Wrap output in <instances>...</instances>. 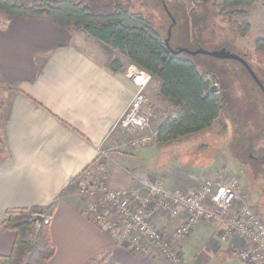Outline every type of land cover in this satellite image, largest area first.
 I'll list each match as a JSON object with an SVG mask.
<instances>
[{"label":"crops","instance_id":"0c3cea01","mask_svg":"<svg viewBox=\"0 0 264 264\" xmlns=\"http://www.w3.org/2000/svg\"><path fill=\"white\" fill-rule=\"evenodd\" d=\"M108 49L117 50L84 29L64 28L46 17L0 15V255L10 254L17 240V232L5 225L9 209L55 202L47 222L55 254L48 264H171L134 253L83 213L87 199L76 179L101 146L110 153L104 163L112 188L135 187L142 177L185 190L200 185L189 169L150 166L159 140L134 148L127 143L130 131L113 129L136 86L123 61L111 66L117 58ZM160 83L148 86L149 102L155 111L165 104L172 114ZM205 223L211 226L199 227L188 246L212 232L214 223Z\"/></svg>","mask_w":264,"mask_h":264},{"label":"rangeland","instance_id":"374dc122","mask_svg":"<svg viewBox=\"0 0 264 264\" xmlns=\"http://www.w3.org/2000/svg\"><path fill=\"white\" fill-rule=\"evenodd\" d=\"M85 1L89 5L94 3L93 0ZM223 2L224 0H101L104 5L116 7L123 3L133 11L143 12L164 39L168 37V29L172 24L168 8L177 19L170 38V44L174 48H226L244 57L264 83V52L255 48L257 37H264V0L254 1L252 5L243 8L244 14L234 15L233 18L227 14L230 9L221 12L219 7H222ZM245 20L251 26L247 35L242 37L238 26ZM108 51L112 59L123 61L126 69L132 64L119 51ZM186 54L196 61L199 69L209 68L216 73L217 79L213 84L226 91L224 93L230 105L226 107V115L216 120L210 128L170 141L157 140V145L154 146L155 156L150 166L166 164V171H173L175 167L184 171L189 169L193 171L191 174L194 179L199 180V186L204 180L202 176L206 175H219L221 182L236 180L242 201L252 206L264 219V163L256 160L248 166L249 155L261 158L264 154V92L245 66L237 60ZM159 81L154 77L150 88H156ZM1 96H4V92L0 90ZM147 98L149 101V97ZM153 105L155 108L156 104ZM169 114V109L162 103L157 111L154 110L153 128ZM228 115L230 119L226 126H221L219 122L224 121V116ZM235 153L242 156L241 159H236ZM203 225L211 226L209 223L200 224L185 242L184 258L187 264H248L239 258L237 252L243 240L233 237L223 242L216 224L212 225V232L204 237L205 240L188 246L190 237ZM206 238L208 244L205 243Z\"/></svg>","mask_w":264,"mask_h":264},{"label":"built area","instance_id":"2783aa9c","mask_svg":"<svg viewBox=\"0 0 264 264\" xmlns=\"http://www.w3.org/2000/svg\"><path fill=\"white\" fill-rule=\"evenodd\" d=\"M127 75L136 92L113 129L130 131L127 143L141 148L157 141L154 109L146 96L154 75L135 62ZM109 157V151L101 146L97 158L76 179L79 194L87 199L83 213L100 229L116 233L134 253L187 264V238L197 226L210 222L217 225L222 241L243 240L237 251L243 262L264 264V219L242 201L236 180L221 182L219 175H206L201 186L185 190L142 177L135 187L112 188L104 163Z\"/></svg>","mask_w":264,"mask_h":264},{"label":"trees","instance_id":"16d2710c","mask_svg":"<svg viewBox=\"0 0 264 264\" xmlns=\"http://www.w3.org/2000/svg\"><path fill=\"white\" fill-rule=\"evenodd\" d=\"M93 1L89 5L85 0H0V15L8 18L46 17L64 28L84 29L117 49L132 63L149 70L161 82L160 95L174 108L173 113L158 128L159 141H170L210 128L226 113V107L230 105L224 93L226 91H211L213 81L217 79L215 72L209 68L199 69L196 61L184 52L173 54L143 12L133 11L123 3L111 7L110 4H102L101 0ZM254 1L224 0L219 8L222 13L230 9L227 14L233 18L234 15L244 14L243 8L252 5ZM250 26L251 23L246 20L239 24L242 37L247 35ZM255 46L256 50L264 52V37H257ZM111 66L118 68L119 60L114 59ZM229 119V115L224 116V121L219 124L225 127ZM3 128L4 122L1 119L0 147L4 142ZM234 155L236 159L242 157L237 153ZM248 157V166H251L250 163L256 158L251 155ZM260 161L264 163V158ZM55 210V202L46 207L9 209L5 225L17 232V240L10 254L0 255V264H48L55 254V246L46 220ZM37 215H42L43 219L36 235L34 217ZM89 264L103 263L91 260Z\"/></svg>","mask_w":264,"mask_h":264},{"label":"water","instance_id":"95a60500","mask_svg":"<svg viewBox=\"0 0 264 264\" xmlns=\"http://www.w3.org/2000/svg\"><path fill=\"white\" fill-rule=\"evenodd\" d=\"M167 9V12L169 14V16L171 17L172 20V24L170 26V28L168 29L169 31V35L166 39H164L168 49L173 53V54H179L181 52L184 53H188L191 55H198V54H202V55H209V56H215V57H219V58H223V59H233V60H237L240 63H242L245 68L247 69V71L249 72V74L252 76V78L256 81V83L259 85V87L262 89V92H264V83L263 81L260 79V77L258 76V74L254 71V69L252 67H250L251 65L249 64V62L242 56L237 55L234 52H231L230 50L226 49V48H221L218 50H207L204 48H198L195 50H190L186 47H177L174 48L172 47V45L170 44V38H171V31L173 26L177 23L175 17L172 15V13ZM211 91L212 92H217L218 88L216 87L215 84L212 85L211 87ZM43 217L42 215H37L36 217H34V221L36 222V226H35V233L36 235L39 232V229L41 227V221H42Z\"/></svg>","mask_w":264,"mask_h":264},{"label":"flooded vegetation","instance_id":"af4514ba","mask_svg":"<svg viewBox=\"0 0 264 264\" xmlns=\"http://www.w3.org/2000/svg\"><path fill=\"white\" fill-rule=\"evenodd\" d=\"M251 157H253V156L251 155ZM261 157L264 158V154H262ZM262 158L257 157V158L255 159V161H256V160H257V161H258V160L260 161ZM258 166H259V165H258ZM258 166H257V167H258Z\"/></svg>","mask_w":264,"mask_h":264}]
</instances>
